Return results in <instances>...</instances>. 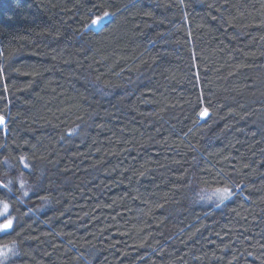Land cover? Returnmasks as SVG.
I'll use <instances>...</instances> for the list:
<instances>
[{
    "label": "trees",
    "instance_id": "1",
    "mask_svg": "<svg viewBox=\"0 0 264 264\" xmlns=\"http://www.w3.org/2000/svg\"><path fill=\"white\" fill-rule=\"evenodd\" d=\"M0 117V264H264V0H0Z\"/></svg>",
    "mask_w": 264,
    "mask_h": 264
},
{
    "label": "snow or ice",
    "instance_id": "2",
    "mask_svg": "<svg viewBox=\"0 0 264 264\" xmlns=\"http://www.w3.org/2000/svg\"><path fill=\"white\" fill-rule=\"evenodd\" d=\"M112 15L109 12H104L103 15H97L94 19L90 21V24L86 25V27L91 28V29H97L101 27L104 22L107 20V18ZM201 119L204 117L208 116V109L204 108L200 113H199ZM0 123H3V117H0ZM21 162L23 163V158H21ZM25 167H27V164H25ZM220 191V190H218ZM223 196L222 198H227L228 196L231 195V192L228 188H224L222 190ZM27 195V193H25ZM9 205L7 203H3V213H0V217H2L4 214L8 212ZM13 227V221L12 220H6L3 223H0V233L7 234L10 229ZM7 251V246H4V250L0 251V255H4L5 252Z\"/></svg>",
    "mask_w": 264,
    "mask_h": 264
},
{
    "label": "rangeland",
    "instance_id": "3",
    "mask_svg": "<svg viewBox=\"0 0 264 264\" xmlns=\"http://www.w3.org/2000/svg\"><path fill=\"white\" fill-rule=\"evenodd\" d=\"M223 193L222 190L218 191V189L216 190H206V191H199L197 193V197L201 200V201H206V202H211V203H221L223 201H225L227 198H222ZM3 203H0V213H3ZM7 219V213L4 214L2 217H0V223L5 222ZM2 251V250H0Z\"/></svg>",
    "mask_w": 264,
    "mask_h": 264
}]
</instances>
